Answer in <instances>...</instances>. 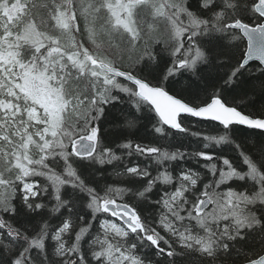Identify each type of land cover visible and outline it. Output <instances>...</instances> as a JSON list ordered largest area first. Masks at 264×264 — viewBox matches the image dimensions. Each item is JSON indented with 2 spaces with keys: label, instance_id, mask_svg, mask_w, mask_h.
Segmentation results:
<instances>
[{
  "label": "snow or ice",
  "instance_id": "6c2138e0",
  "mask_svg": "<svg viewBox=\"0 0 264 264\" xmlns=\"http://www.w3.org/2000/svg\"><path fill=\"white\" fill-rule=\"evenodd\" d=\"M0 264H264V0H0Z\"/></svg>",
  "mask_w": 264,
  "mask_h": 264
},
{
  "label": "trees",
  "instance_id": "16d2710c",
  "mask_svg": "<svg viewBox=\"0 0 264 264\" xmlns=\"http://www.w3.org/2000/svg\"><path fill=\"white\" fill-rule=\"evenodd\" d=\"M196 3H197V0H191V5L193 6V8H195ZM253 67H255V65H253ZM244 110H245V111H254L253 108H247V109H244ZM195 122H196V121H195V119H194V120H193V124H195ZM144 123H146V122H144ZM205 127H206V126H205ZM149 128H150V126H149ZM193 130L195 131L196 128H193ZM241 132H242L243 135H248V134H249L248 131L243 130V129L241 130ZM253 135H255V133H253ZM146 136H147V133L145 132V128L143 127V124H142L140 130H139V131L136 133V135L133 136L132 138H133V139H136V141H137L138 143H144V144L151 143L152 141H150V140L147 139V138L141 139L142 137H146ZM128 162H129V163H132V162H139V163H141L142 165L145 163L144 160H143V158H138V157H136V156L131 157V158L128 160ZM186 166H188V167H196V165H195L194 162H190V163H189L188 165H186ZM104 168H105V170H106V175H107V174H111L112 171H113L112 166H104ZM113 179H115V178H114V177H109L108 182H112ZM41 182H43L42 178H41ZM147 211H151V208H148Z\"/></svg>",
  "mask_w": 264,
  "mask_h": 264
},
{
  "label": "rangeland",
  "instance_id": "374dc122",
  "mask_svg": "<svg viewBox=\"0 0 264 264\" xmlns=\"http://www.w3.org/2000/svg\"><path fill=\"white\" fill-rule=\"evenodd\" d=\"M88 46H90V45H88Z\"/></svg>",
  "mask_w": 264,
  "mask_h": 264
},
{
  "label": "water",
  "instance_id": "95a60500",
  "mask_svg": "<svg viewBox=\"0 0 264 264\" xmlns=\"http://www.w3.org/2000/svg\"><path fill=\"white\" fill-rule=\"evenodd\" d=\"M258 63V62H257Z\"/></svg>",
  "mask_w": 264,
  "mask_h": 264
}]
</instances>
